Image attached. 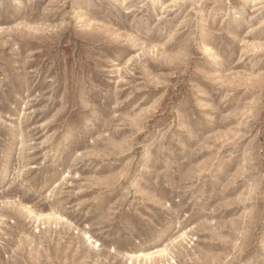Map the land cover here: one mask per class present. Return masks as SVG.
<instances>
[{"label": "rangeland", "instance_id": "374dc122", "mask_svg": "<svg viewBox=\"0 0 264 264\" xmlns=\"http://www.w3.org/2000/svg\"><path fill=\"white\" fill-rule=\"evenodd\" d=\"M0 264H264V0H0Z\"/></svg>", "mask_w": 264, "mask_h": 264}]
</instances>
